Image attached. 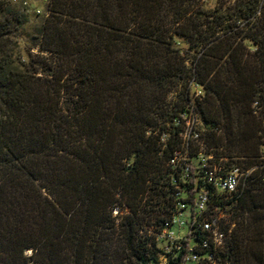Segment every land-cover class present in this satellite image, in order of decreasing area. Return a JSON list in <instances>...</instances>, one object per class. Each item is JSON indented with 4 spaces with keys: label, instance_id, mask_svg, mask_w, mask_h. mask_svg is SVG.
<instances>
[{
    "label": "trees",
    "instance_id": "16d2710c",
    "mask_svg": "<svg viewBox=\"0 0 264 264\" xmlns=\"http://www.w3.org/2000/svg\"><path fill=\"white\" fill-rule=\"evenodd\" d=\"M215 1L0 0V264H157L202 184L171 164L189 112L193 163L253 168L214 198L217 261L264 264V0Z\"/></svg>",
    "mask_w": 264,
    "mask_h": 264
},
{
    "label": "built area",
    "instance_id": "2783aa9c",
    "mask_svg": "<svg viewBox=\"0 0 264 264\" xmlns=\"http://www.w3.org/2000/svg\"><path fill=\"white\" fill-rule=\"evenodd\" d=\"M199 94L200 91H196V95ZM175 124L182 129L180 135L184 154L176 156L171 160V164L177 167L179 161H184L185 179H188L191 171L195 169L202 176V184H199L195 190L192 202L178 203L172 217L165 222L158 237L166 241L164 250L168 255L162 254L161 257L164 264H170L169 259H174L181 252L175 264H219L216 254L224 248L226 234L220 228L219 222L222 216L216 214L218 208L213 204L214 198L217 197L216 193L225 196L235 193L244 177L250 174L253 168L243 170L239 166L230 165L226 169H221L211 163V156L205 155L202 146L195 158L196 163H193L188 151L192 141L199 142L198 129L202 126V122L196 114L189 112L182 113ZM210 186L215 193L211 192ZM184 226L188 227L187 234L177 232ZM201 233L205 237L197 239L196 237ZM172 250H175V254L170 256Z\"/></svg>",
    "mask_w": 264,
    "mask_h": 264
},
{
    "label": "rangeland",
    "instance_id": "374dc122",
    "mask_svg": "<svg viewBox=\"0 0 264 264\" xmlns=\"http://www.w3.org/2000/svg\"><path fill=\"white\" fill-rule=\"evenodd\" d=\"M47 0H13L12 3H14L17 7H19L21 9L22 12H24L25 15H27V17L30 19V20H33V15L34 14H38L40 16H42L45 12V2ZM204 1V4L208 7H214L216 5V1L215 0H203ZM234 0H228L226 3H225V7L228 6V5H231L233 4ZM179 47L183 50V56L187 57L186 61L189 64L190 60H191V57L193 56V52L192 51H189L187 49V46L185 44H182V45H179ZM34 52H37V49L34 50ZM180 90V88H178L177 90H174L172 92H170L168 94V98L167 100L168 101H171V102H174L176 101L178 98V91ZM203 124V123H202ZM117 213V210H114L113 212V215H116ZM177 230V229H176ZM153 231L154 229L153 228H149L148 232L150 234H153ZM182 232V234H187L188 233V227L187 226H184L183 229L181 230H177V232ZM31 251H27L26 254H30ZM157 263L158 264H164V260L163 258L161 257V255H157ZM221 264V263H219Z\"/></svg>",
    "mask_w": 264,
    "mask_h": 264
}]
</instances>
